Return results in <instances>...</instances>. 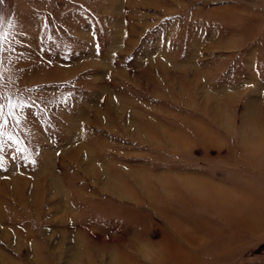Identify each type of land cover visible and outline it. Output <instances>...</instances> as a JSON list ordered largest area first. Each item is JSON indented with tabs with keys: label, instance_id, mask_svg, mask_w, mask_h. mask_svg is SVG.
Returning <instances> with one entry per match:
<instances>
[{
	"label": "rangeland",
	"instance_id": "rangeland-1",
	"mask_svg": "<svg viewBox=\"0 0 264 264\" xmlns=\"http://www.w3.org/2000/svg\"><path fill=\"white\" fill-rule=\"evenodd\" d=\"M0 264H264V0H0Z\"/></svg>",
	"mask_w": 264,
	"mask_h": 264
},
{
	"label": "snow or ice",
	"instance_id": "snow-or-ice-1",
	"mask_svg": "<svg viewBox=\"0 0 264 264\" xmlns=\"http://www.w3.org/2000/svg\"><path fill=\"white\" fill-rule=\"evenodd\" d=\"M2 115H3V109L0 108V116H2Z\"/></svg>",
	"mask_w": 264,
	"mask_h": 264
}]
</instances>
